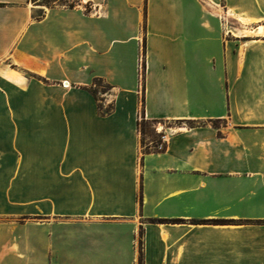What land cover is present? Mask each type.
Wrapping results in <instances>:
<instances>
[{
    "label": "crops",
    "instance_id": "obj_1",
    "mask_svg": "<svg viewBox=\"0 0 264 264\" xmlns=\"http://www.w3.org/2000/svg\"><path fill=\"white\" fill-rule=\"evenodd\" d=\"M249 4L264 0H0V264H138L140 236L144 264H264V14ZM140 114L173 127L165 152L143 149Z\"/></svg>",
    "mask_w": 264,
    "mask_h": 264
},
{
    "label": "rangeland",
    "instance_id": "obj_2",
    "mask_svg": "<svg viewBox=\"0 0 264 264\" xmlns=\"http://www.w3.org/2000/svg\"><path fill=\"white\" fill-rule=\"evenodd\" d=\"M30 1H31V3L33 5L40 6V7H47V6H42L43 5V0H36V1L30 0ZM48 1L50 3L51 7H58V6L68 7L73 2L76 3V5L78 3H81V4H86L87 3L86 0H69V2H64V0H48ZM248 7H251L255 11L264 14V5L263 6H260V5L256 6V5H253V4H249ZM88 11H90V10L88 9ZM105 86L106 85L104 83H100V82L97 83L96 85H94V89L97 90V92H98V98H102L103 94L109 92V90ZM154 134H155V131H154ZM155 137H156V134H155ZM38 220L41 221L42 218H39ZM62 238L66 239V242L68 243V246H69L67 248L68 250L65 251L66 254H70L71 255L72 253H78V251H79L78 244H79V240H80L79 238L80 237H79V230L77 228H75L73 230V232H70V233L66 232L65 234H63ZM140 243H141V236H140L139 244H138L139 251H140ZM90 249H92V248L87 247L86 250L87 251H91ZM126 259H129V258H126ZM124 261L126 263L127 262L130 263L131 260L129 259V260H124ZM77 263H78V261L74 260L72 257L63 258L61 260H58V261L56 260L55 261V264H77ZM97 263L98 264H116L115 261L105 260V259L101 260V261H98ZM138 264H139V261H138ZM150 264H157V262H150Z\"/></svg>",
    "mask_w": 264,
    "mask_h": 264
},
{
    "label": "built area",
    "instance_id": "obj_3",
    "mask_svg": "<svg viewBox=\"0 0 264 264\" xmlns=\"http://www.w3.org/2000/svg\"><path fill=\"white\" fill-rule=\"evenodd\" d=\"M138 119L139 123L144 121L142 114L139 115ZM153 128L156 134L155 139L144 138L141 130H138L142 138L143 149L153 153H163L167 150L171 137L174 134L173 127L168 122L158 121L154 123Z\"/></svg>",
    "mask_w": 264,
    "mask_h": 264
},
{
    "label": "trees",
    "instance_id": "obj_4",
    "mask_svg": "<svg viewBox=\"0 0 264 264\" xmlns=\"http://www.w3.org/2000/svg\"><path fill=\"white\" fill-rule=\"evenodd\" d=\"M33 1H36V0H33ZM64 2H69V0H64ZM42 6H47L48 8H50L51 6H50V3H49V1L48 0H43V5ZM76 6V3H72V4H70L68 7L69 8H73V7H75ZM103 83L102 82V80H96L95 81V85L97 84V83ZM106 85V84H105ZM108 90H110L111 89V87L109 86V85H106L105 86ZM91 93H92V95L98 100V101H100V98H98V92H97V90H95L94 89V87L93 88H90V90H89ZM143 101H144V99H143ZM112 106H110L106 111L104 110V108H103V106L100 104L99 105V109H100V111L104 114V115H106V114H109V113H111V111H112ZM138 130H141V133L143 134V136H144V138L146 137V136H148V135H152V134H154V128H153V125H148V124H146L144 121H142L141 123H139L138 124ZM143 138V139H144ZM156 138V137H155ZM157 223H164L166 220H155ZM227 221H219V220H210V221H201L200 223H204V224H206V223H226ZM143 245H142V241H141V243H140V258H139V264H144V259H143Z\"/></svg>",
    "mask_w": 264,
    "mask_h": 264
},
{
    "label": "bare ground",
    "instance_id": "obj_5",
    "mask_svg": "<svg viewBox=\"0 0 264 264\" xmlns=\"http://www.w3.org/2000/svg\"><path fill=\"white\" fill-rule=\"evenodd\" d=\"M87 1V0H86Z\"/></svg>",
    "mask_w": 264,
    "mask_h": 264
}]
</instances>
